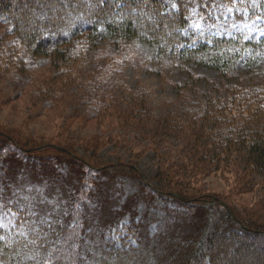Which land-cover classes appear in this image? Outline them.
<instances>
[{"label":"trees","instance_id":"1","mask_svg":"<svg viewBox=\"0 0 264 264\" xmlns=\"http://www.w3.org/2000/svg\"><path fill=\"white\" fill-rule=\"evenodd\" d=\"M222 14L264 20V0H0V76L30 90L32 106L60 119L63 132L46 140L0 127V208L18 212L0 221V264H264V36L198 34ZM153 59L161 68L204 65L221 79L190 73L207 87L171 81L176 96L157 101L124 73ZM242 60L252 69L245 77ZM86 127L96 134H80ZM110 145L125 148L130 164L105 165ZM149 152L153 177L138 170ZM123 166L181 215L153 234L131 220L123 227L138 245L114 249L91 237L84 202ZM217 174L232 175L230 194L200 185ZM247 194L254 203L235 199ZM101 217L118 222L108 204Z\"/></svg>","mask_w":264,"mask_h":264},{"label":"rangeland","instance_id":"2","mask_svg":"<svg viewBox=\"0 0 264 264\" xmlns=\"http://www.w3.org/2000/svg\"><path fill=\"white\" fill-rule=\"evenodd\" d=\"M259 4V3H258ZM256 4V5H258ZM264 20L256 21H230L226 14L218 17V23L212 27L200 23L197 29L198 34L203 37L234 36L239 30L246 31L249 38H261L264 36V26L257 28ZM5 26L0 23V34L5 32ZM252 72L249 63L242 60L239 64V74L242 77L248 76ZM128 83L135 88L147 87L155 100L163 98H173L177 94V85L171 81L191 84L195 88L207 87L206 80L194 82L190 73L205 76L208 79H221L219 73L204 65L187 64L186 68L170 65L161 68L157 60H147L143 63L130 62L126 64L124 71ZM226 78V77H224ZM223 78V79H224ZM229 82L234 78H226ZM225 80V79H224ZM14 82L0 76V127L8 130H17L36 138L56 139L62 132V121L54 116L42 115L41 107H33L30 99V90L22 94L14 89ZM42 115V116H41ZM50 116V117H48ZM61 130V131H60ZM82 135H95L94 127H86L79 132ZM64 136V135H63ZM80 152L82 150L80 149ZM102 162L106 164H119L123 159L129 163V155L125 148L116 149L114 145L108 146L101 153ZM120 173L114 178L107 176L100 177L98 188L95 189L90 201L84 202L88 209L90 218V235L93 240L103 242V245L121 249L123 246H137L136 239L127 231L126 226L131 220L139 221L143 219L148 223L151 234L167 228L178 222L179 214L176 203L159 197H150L143 189L138 174L131 171L129 167H120ZM147 177H153L157 173L156 158L154 152H149L140 161L139 169ZM70 171L68 163H63L60 174L63 177ZM113 171H116L113 169ZM2 169L0 167V175ZM62 179L60 178V181ZM204 188L208 193L217 194L220 197L228 195L233 185L231 174L211 175L204 180ZM241 203L249 205L254 203L256 197L252 194L235 196ZM108 204L112 212L117 217V223L104 225L101 222V214L104 205ZM2 207V204H0ZM122 210L120 214L119 211ZM10 211V212H9ZM3 210L0 208V221L4 223L9 220H16L18 212L15 210Z\"/></svg>","mask_w":264,"mask_h":264},{"label":"water","instance_id":"3","mask_svg":"<svg viewBox=\"0 0 264 264\" xmlns=\"http://www.w3.org/2000/svg\"><path fill=\"white\" fill-rule=\"evenodd\" d=\"M57 149H60V150H63V151H67L65 148H62V147H58V146H55ZM176 196L178 197V198H180L181 200H183V201H188V202H190V200H186L184 197H182V196H180V195H178V194H176ZM223 204H224V206L229 210V212H230V214L233 216V218H234V220H236L237 221V217L235 216V214L232 212V210L230 209V207L226 204V203H224V202H222Z\"/></svg>","mask_w":264,"mask_h":264},{"label":"bare ground","instance_id":"4","mask_svg":"<svg viewBox=\"0 0 264 264\" xmlns=\"http://www.w3.org/2000/svg\"><path fill=\"white\" fill-rule=\"evenodd\" d=\"M255 39H259V38H256V37H254Z\"/></svg>","mask_w":264,"mask_h":264}]
</instances>
